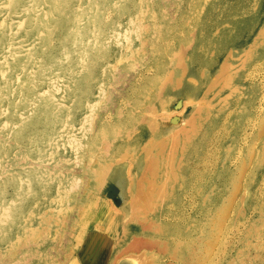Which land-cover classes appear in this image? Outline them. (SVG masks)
<instances>
[{
  "label": "rangeland",
  "instance_id": "1",
  "mask_svg": "<svg viewBox=\"0 0 264 264\" xmlns=\"http://www.w3.org/2000/svg\"><path fill=\"white\" fill-rule=\"evenodd\" d=\"M0 4V264H264V0Z\"/></svg>",
  "mask_w": 264,
  "mask_h": 264
},
{
  "label": "bare ground",
  "instance_id": "2",
  "mask_svg": "<svg viewBox=\"0 0 264 264\" xmlns=\"http://www.w3.org/2000/svg\"><path fill=\"white\" fill-rule=\"evenodd\" d=\"M7 1V0H6ZM37 1V0H36ZM6 3V2H5ZM46 3V2H45ZM69 3V2H68ZM57 4V3H56ZM67 4V3H66ZM71 4V3H70ZM1 5V4H0ZM8 5V4H7ZM68 5V4H67ZM21 7V6H20ZM34 7V5H33ZM60 8V6H57ZM63 7V6H62ZM65 7V6H64ZM63 7V8H64ZM35 8V7H34ZM38 7H36L37 9ZM66 8V7H65ZM44 9V8H43ZM52 9V8H51ZM62 9V8H61ZM67 9V8H66ZM19 10V9H18ZM34 10V9H33ZM63 10V9H62ZM17 11V10H16ZM53 11V10H52ZM2 12V11H1ZM4 12V11H3ZM38 12V11H36ZM6 13V12H5ZM4 13V14H5ZM32 13V12H31ZM17 14V13H16ZM25 14V13H24ZM46 14V13H45ZM73 14V12H72ZM60 15V14H59ZM74 15V14H73ZM46 16V15H45ZM54 16V15H53ZM25 17V16H24ZM10 18V17H9ZM23 18V17H22ZM2 19V18H1ZM12 19V18H11ZM58 19V18H57ZM8 20V19H7ZM10 21V20H9ZM8 22V21H7ZM8 25V23H7ZM53 27V26H52ZM4 31V30H3ZM9 36V35H8ZM23 37V36H22ZM25 37V36H24ZM17 40V39H14ZM37 41V40H34ZM16 45V44H15ZM27 47V45H26ZM3 51V50H2ZM25 51V50H24ZM9 53V52H8ZM23 53V52H22ZM39 63V62H38ZM36 69V68H35ZM40 70V69H39ZM17 75V74H16ZM19 78V77H18ZM10 80V79H9ZM6 81V80H5ZM5 83V82H4ZM2 84V82H1ZM15 85V84H14ZM11 96V95H10ZM14 104V103H13ZM32 105V104H31ZM20 111V110H19ZM22 111V110H21ZM3 123V122H2ZM6 124V123H5ZM11 126V125H10ZM11 131V130H10ZM9 131V132H10ZM70 143L73 148H78L80 146V139L78 137L72 138ZM69 143V144H70ZM138 209V208H136ZM143 222H147L146 219ZM155 228V227H154ZM149 236V235H148ZM151 237V236H149ZM149 237H144L141 239H134L130 244L128 243L121 251L118 259L124 264H151L154 261V264H158V257L167 254L171 255V251L168 250V247L163 244V241L158 239H151ZM161 250V251H160ZM160 251V252H159ZM176 253L173 252L171 257L175 258ZM126 259H125V258Z\"/></svg>",
  "mask_w": 264,
  "mask_h": 264
},
{
  "label": "crops",
  "instance_id": "3",
  "mask_svg": "<svg viewBox=\"0 0 264 264\" xmlns=\"http://www.w3.org/2000/svg\"><path fill=\"white\" fill-rule=\"evenodd\" d=\"M140 212H141V214L142 215H145V213L142 211L143 210V206H141V208H140ZM139 212H136V214H138ZM144 219H146V218H144V217H142L141 218V221L143 222V220ZM154 229H156V228H154L153 226H152V228H151V232H147L146 231V229L144 228V226H143V224H140V232L138 233V231H137V233L136 234H138V237L136 238V239H141V238H144V237H149V236H151V237H149V238H151V239H158L159 237H158V230L156 229V230H154ZM149 235V236H148ZM160 240H162L161 238H159ZM163 241V240H162ZM131 243V242H130ZM129 243V244H130ZM163 244L165 245V246H167L168 247V250L169 251H171V255H172V253L174 252L173 251V249L170 247V245H167V243L166 242H164L163 241ZM161 251V250H160ZM159 251V252H160ZM170 255V256H171ZM165 256H167V254H163V255H161V256H159L158 257V264H167L166 262H165V259H164V257ZM125 258V257H124ZM126 259V258H125ZM151 264H154V261L151 263Z\"/></svg>",
  "mask_w": 264,
  "mask_h": 264
}]
</instances>
